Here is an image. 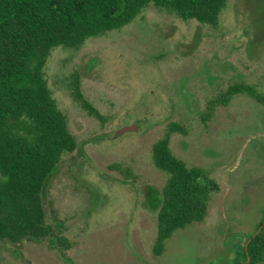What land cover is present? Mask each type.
Returning <instances> with one entry per match:
<instances>
[{"label": "rangeland", "instance_id": "rangeland-1", "mask_svg": "<svg viewBox=\"0 0 264 264\" xmlns=\"http://www.w3.org/2000/svg\"><path fill=\"white\" fill-rule=\"evenodd\" d=\"M76 73L104 123L73 98ZM45 74L78 141L43 193L47 220L70 247L62 254L51 239L0 241V264H231L226 248L242 246L264 216V101L241 93L202 115L231 83L264 97V0H227L216 26L149 4L78 49L54 48ZM172 121L187 128L172 135L173 153L220 190L205 219L176 230L156 256L157 215L145 191L167 181L152 145ZM115 162L136 180L110 169Z\"/></svg>", "mask_w": 264, "mask_h": 264}, {"label": "trees", "instance_id": "trees-1", "mask_svg": "<svg viewBox=\"0 0 264 264\" xmlns=\"http://www.w3.org/2000/svg\"><path fill=\"white\" fill-rule=\"evenodd\" d=\"M227 0H0V241L51 239L64 254L68 239L47 220L44 190L59 169L64 155L78 147L67 116L59 107L45 74L56 47L78 49L87 39L117 30L132 22L149 4L176 13L184 20L216 26ZM71 94L83 109L104 123L107 119L83 93L79 74L71 80ZM264 97L255 85L236 82L209 100L202 119L217 105L237 94ZM175 132L187 128L172 121L152 145L154 165L167 173L161 189L148 185L147 207L157 215L153 253L165 250L176 230L201 222L212 194L220 184L203 168L189 166L171 148ZM134 182L130 166L109 164ZM251 263L262 262L264 238L249 245ZM64 257V256H63Z\"/></svg>", "mask_w": 264, "mask_h": 264}, {"label": "flooded vegetation", "instance_id": "flooded-vegetation-1", "mask_svg": "<svg viewBox=\"0 0 264 264\" xmlns=\"http://www.w3.org/2000/svg\"><path fill=\"white\" fill-rule=\"evenodd\" d=\"M256 227L257 229L255 232L246 238V241L242 246L239 240L238 243H236V245L231 249L225 247L229 251L227 254L231 259V264H263L258 261L251 263V258L249 257V245L256 235L262 234V237L264 238V216L263 220L259 222Z\"/></svg>", "mask_w": 264, "mask_h": 264}, {"label": "water", "instance_id": "water-1", "mask_svg": "<svg viewBox=\"0 0 264 264\" xmlns=\"http://www.w3.org/2000/svg\"><path fill=\"white\" fill-rule=\"evenodd\" d=\"M137 128V125L136 124H133V125H128V126H124L122 127L121 129L118 130V134H121L127 130H133V129H136Z\"/></svg>", "mask_w": 264, "mask_h": 264}]
</instances>
